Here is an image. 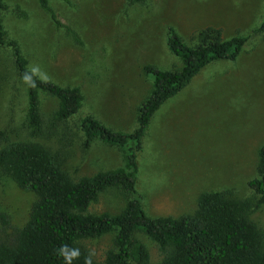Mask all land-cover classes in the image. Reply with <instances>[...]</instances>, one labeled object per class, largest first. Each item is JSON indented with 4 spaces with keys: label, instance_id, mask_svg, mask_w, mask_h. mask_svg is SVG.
Returning <instances> with one entry per match:
<instances>
[{
    "label": "rangeland",
    "instance_id": "rangeland-1",
    "mask_svg": "<svg viewBox=\"0 0 264 264\" xmlns=\"http://www.w3.org/2000/svg\"><path fill=\"white\" fill-rule=\"evenodd\" d=\"M5 44L0 45V147L11 141H36L57 155L73 179L123 166L119 147L94 139L82 145L79 118L91 114L113 130L135 127V111L148 94L152 77L145 64L179 67L167 48V28L186 43L206 26L222 37L246 40L233 60L203 67L153 114L137 152L135 189L150 216H178L195 208L199 193L229 191L238 198L256 196L253 178L258 148L264 144V0H48L60 26L36 0H1ZM14 40L39 78L79 87V112L64 123L50 119L56 99L39 92V131L25 121V85L13 62ZM128 195L118 187L102 191L88 206L92 214H115ZM35 196L0 174V239L26 221ZM248 217L262 231L264 203ZM113 232L80 241L96 261L112 247ZM149 251L150 264L161 259L155 243L136 233Z\"/></svg>",
    "mask_w": 264,
    "mask_h": 264
},
{
    "label": "trees",
    "instance_id": "trees-1",
    "mask_svg": "<svg viewBox=\"0 0 264 264\" xmlns=\"http://www.w3.org/2000/svg\"><path fill=\"white\" fill-rule=\"evenodd\" d=\"M36 2L61 25L48 0ZM5 8L0 0V11ZM245 40L240 34L223 38L220 28L206 26L191 36L189 44L168 27L167 48L178 59L179 67L142 66L143 73L152 77V83L136 107L135 127L119 131L91 114L79 118L82 145L88 147L98 139L119 147L122 167L73 179L57 155L39 142L16 140L0 147V174L35 196L25 223L0 239V264H150L147 247L135 236L139 232L155 243L162 256L158 264H264L262 231L248 217L252 207L264 203V144L257 151L256 175L247 181L256 196L253 201L235 197L229 191L209 190L198 194L190 213L150 216L135 189L137 152L153 114L207 64L235 59ZM5 42L0 23V45ZM16 44L14 40L8 42L17 76L25 85V121L31 134L42 125L39 92L56 99L50 115L53 122L69 121L81 108L83 96L79 87L60 86L39 78ZM108 187H118L128 195L122 208L115 214L90 213L88 206ZM0 220L6 224L2 213ZM110 232L114 233L113 245L101 261L94 260L80 245L83 239Z\"/></svg>",
    "mask_w": 264,
    "mask_h": 264
}]
</instances>
